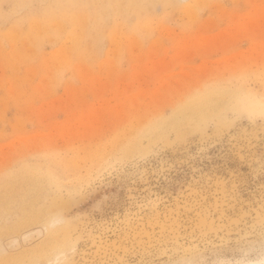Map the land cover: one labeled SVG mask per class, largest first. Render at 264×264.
Segmentation results:
<instances>
[{
	"label": "rangeland",
	"instance_id": "rangeland-1",
	"mask_svg": "<svg viewBox=\"0 0 264 264\" xmlns=\"http://www.w3.org/2000/svg\"><path fill=\"white\" fill-rule=\"evenodd\" d=\"M0 264H264V0H0Z\"/></svg>",
	"mask_w": 264,
	"mask_h": 264
},
{
	"label": "bare ground",
	"instance_id": "bare-ground-1",
	"mask_svg": "<svg viewBox=\"0 0 264 264\" xmlns=\"http://www.w3.org/2000/svg\"><path fill=\"white\" fill-rule=\"evenodd\" d=\"M92 2V1H91ZM126 2V1H125ZM107 5V4H106ZM110 5V4H109ZM108 6V5H107ZM107 8V7H106ZM109 8V7H108ZM107 8V9H108ZM112 9V8H111ZM111 13V12H110ZM113 14V13H112ZM192 14V13H191ZM148 19V18H147ZM148 21V20H147ZM159 22V21H158ZM70 23V22H69ZM124 34V33H123ZM67 39V38H66ZM118 39V38H117ZM107 62V61H106ZM142 133V132H141ZM120 146V145H119ZM94 154V153H93ZM86 163V162H85ZM80 165V164H79ZM24 176V175H23ZM75 178V177H74ZM5 179V178H4ZM14 180V179H13ZM56 182V181H55ZM22 185V184H21ZM61 185V184H60ZM73 185V184H72ZM59 186V185H58ZM65 228V227H64ZM62 232V231H61ZM58 240V239H57ZM51 248V247H50Z\"/></svg>",
	"mask_w": 264,
	"mask_h": 264
}]
</instances>
